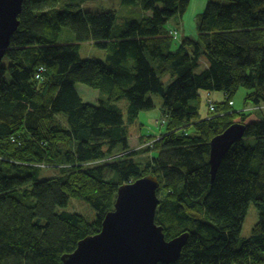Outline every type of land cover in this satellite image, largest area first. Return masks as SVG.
I'll return each mask as SVG.
<instances>
[{"label": "trees", "instance_id": "16d2710c", "mask_svg": "<svg viewBox=\"0 0 264 264\" xmlns=\"http://www.w3.org/2000/svg\"><path fill=\"white\" fill-rule=\"evenodd\" d=\"M190 2L142 0L144 16L116 31L115 11L70 3L51 17L58 0H25L0 65V264H63L100 232L119 188L147 176L160 182L156 224L167 240L190 234L176 264H264V0H207L200 42L187 39L172 51L166 25ZM64 29L74 41H62ZM88 42L104 59H82ZM202 55L207 68L198 74ZM167 73L174 80L165 87ZM77 84L107 94L108 103L85 102ZM242 89L249 92L244 111L234 112ZM202 92L225 98L206 120L192 104ZM154 94L163 100L167 131L144 148L152 156L141 162L129 127L154 108ZM122 100L127 117L115 104ZM236 123L254 144H234L212 181L210 143ZM50 169L58 175L42 179ZM72 200L88 203L96 220L66 211ZM252 203L259 221L241 241Z\"/></svg>", "mask_w": 264, "mask_h": 264}, {"label": "water", "instance_id": "95a60500", "mask_svg": "<svg viewBox=\"0 0 264 264\" xmlns=\"http://www.w3.org/2000/svg\"><path fill=\"white\" fill-rule=\"evenodd\" d=\"M24 2L0 0V65L19 29ZM245 133L246 127L236 123L212 139V181L231 147L241 142ZM159 189V179L154 176L122 185L100 232L80 241L74 253L63 256V264H176L190 234L167 240L164 227L156 224Z\"/></svg>", "mask_w": 264, "mask_h": 264}, {"label": "rangeland", "instance_id": "374dc122", "mask_svg": "<svg viewBox=\"0 0 264 264\" xmlns=\"http://www.w3.org/2000/svg\"><path fill=\"white\" fill-rule=\"evenodd\" d=\"M57 6L51 10L49 15L55 17L57 13L65 9L66 4H82V9L86 12L91 13H105L110 11H115L117 13L116 31L124 28L126 23L130 20L141 19L144 16V11L142 9V0L135 6H126L121 0H84L82 1H72V0H58ZM207 0H191L190 5L184 15H176L170 19L166 25L168 30H175L179 33V38L173 40L172 51H176L181 44L190 39L195 42L199 41V24L202 19L203 14L206 11ZM147 15H152V13H147ZM73 34L69 29H64L62 41L64 43H69L74 41ZM105 53L98 50L92 43H84L81 48L82 59L90 58H100L104 59ZM207 59L204 55L201 56L199 68L196 73H202L207 68ZM9 60H4V65L9 66ZM9 80V75L7 76ZM161 79L165 85L168 87L174 80L170 73L161 76ZM77 91L79 92L82 99L91 104L100 105L102 102L108 103L109 96L98 90L92 89L83 84L76 85ZM248 91L242 89L234 98V106L232 107L234 112L244 111L245 98L248 95ZM154 102V108L149 111H143L139 114L136 122L129 127L130 135V148L132 151L141 150L142 155L136 157L139 158L141 162L149 160L152 156L153 149H144L149 146H153L160 141L161 136L166 134L168 119L163 112V100L160 95L151 96ZM211 103L220 104L225 102L223 92H212L209 96L206 92L201 93V101H194L192 104L199 105V116L201 120H206L212 117L210 114L215 113L216 109L211 108ZM116 105L123 111L125 117L128 116V102L122 100L116 102ZM251 107V106H249ZM251 109V108H248ZM210 113V114H209ZM249 115V114H246ZM259 118L258 114L251 115L247 119V123L251 121H256ZM188 133L191 136H195L193 129H188ZM244 144L246 146H253V138H244ZM153 148V147H152ZM58 175V171L54 169L45 170L41 176L42 179L52 178ZM63 211V210H60ZM68 212H77L87 218L90 222L96 220V212L90 207V205L83 201L72 200L69 207L66 209ZM259 221V212L255 205L250 204L247 218L245 220L243 230L241 233V241L250 237L252 230Z\"/></svg>", "mask_w": 264, "mask_h": 264}, {"label": "built area", "instance_id": "2783aa9c", "mask_svg": "<svg viewBox=\"0 0 264 264\" xmlns=\"http://www.w3.org/2000/svg\"><path fill=\"white\" fill-rule=\"evenodd\" d=\"M170 36H171L174 40H177V39L179 38V33H178L177 31H175V30H171V31H170ZM40 72H44V70L41 69ZM37 78L40 79L41 76L38 75ZM210 104H211V108H213V110H214V109H215V106H214L213 103H211V102H210Z\"/></svg>", "mask_w": 264, "mask_h": 264}, {"label": "crops", "instance_id": "0c3cea01", "mask_svg": "<svg viewBox=\"0 0 264 264\" xmlns=\"http://www.w3.org/2000/svg\"><path fill=\"white\" fill-rule=\"evenodd\" d=\"M208 96H209V94H208Z\"/></svg>", "mask_w": 264, "mask_h": 264}]
</instances>
